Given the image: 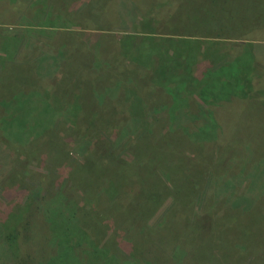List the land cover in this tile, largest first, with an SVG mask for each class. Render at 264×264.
Segmentation results:
<instances>
[{
	"label": "rangeland",
	"instance_id": "rangeland-1",
	"mask_svg": "<svg viewBox=\"0 0 264 264\" xmlns=\"http://www.w3.org/2000/svg\"><path fill=\"white\" fill-rule=\"evenodd\" d=\"M24 1L26 0H0V119L9 111L12 114V110L10 109L13 106L16 95L20 96L24 94V97L31 96V94L36 92L33 90L39 87L45 88L48 86L53 93H56L55 95H62V93L64 94L67 92L68 95L64 94L65 97L70 95V97H73L75 94H81V92L76 89L75 85H71L69 82L70 80L65 83L66 78H64L65 74L63 72L58 71L53 75H46V72L43 70L38 73L35 68V61L44 54V51L49 55H53V53L56 54L58 46L63 42L66 44L64 47L65 53L72 50V46H70L68 51H66L69 43H67L68 39L64 34L69 31L70 35L74 37L73 39L78 40V42L84 46V49L89 48L92 41L94 42L93 44H95L96 41H105L106 39L102 38L101 40L100 36L103 37V35H108V40L120 41L121 47L124 49V56L120 59V65L117 64L112 71H109L111 72L109 77L107 74H104V76H101L102 78L99 79V81H101L100 83H103L105 87H107L106 89L102 87L99 89L98 93L101 95V97H98L99 101L97 100V102L95 101L91 104V99L87 98L85 100L83 119L90 122L91 117L100 113L98 112L100 107L106 112L105 119L101 120V127L95 124L88 131L86 129L80 132L79 127L71 123L60 124L65 120V117L64 114L63 116H61L62 114H59V116L57 115L58 118H56L55 123H57L56 126L58 127V131H61V135L60 133L59 135L62 136L66 144H69L70 148L73 147V140L81 139L78 138L77 135L79 133L81 135L86 133L91 137L95 136L94 140H98L97 143L101 141L110 149L113 135L109 133L115 130V123L120 125V120L126 119L130 115V113H128V104L127 107H122L119 112L113 111V106H111L112 109H108L107 103L113 101L115 97H117L115 89L119 88V86H122V89L125 91H130L131 97L135 95V92L136 96H139L140 99L143 100L144 107L141 106L139 115L145 118V122L149 123L151 132L143 134V136L146 137L145 140L140 143H149L146 146V152L143 154L142 152L139 153V157H137L138 160L136 159L133 165H127L126 163L132 162L133 157L131 151L140 144L138 134L143 129H138L132 136L126 134L120 140L122 143L125 142V150L118 149V152H120L119 159H122V162L128 170V174L123 176L122 179H124V181L127 180L129 184L123 185L122 182L121 184L123 187H121L118 194L111 199V202L107 206L105 205L99 210L100 213L97 215L90 213L91 217L88 215L90 223L87 227L94 234L95 241L90 245L84 244L85 242L80 245L76 243L75 240L69 238H63L61 240L59 236H56L55 230L52 229L54 222L47 221V217L49 216L46 212L47 205L45 206V210L43 209V214H40L41 212L39 211L32 212L34 209H37V206H35L36 204L31 205L33 202L30 200L38 195L41 201L44 196L49 197L50 194L57 195V193H59L62 194L63 202L71 203L74 201L77 195H73V191L71 190L72 182L68 179V172L64 170L59 163L47 162L46 156L44 155L30 157L26 153H19L17 149L18 144L9 138H13L12 136H6L5 134H7V132L1 127L0 140L4 142L2 147L7 149L10 155L8 159L5 160L8 164L7 166L0 164V180L2 179L0 181V221H6L12 209H18L21 216L26 212L24 221H30L33 228L28 232L30 242L25 246V251L27 249V252L31 253V260L35 263L39 261L48 262L50 260L55 263L56 260L60 259L62 252H66L74 260L69 264H201L203 260L194 259V257H192L195 248L188 244V238L191 239L193 233L196 235V232H200L205 235L209 231L205 227H194V225L193 233L188 232V234H186L187 231L180 229L181 235L184 237L178 236V238L174 239L171 233H176V228L174 227L173 229L172 225L179 222V225L182 226L184 220L182 218L170 219V214H172L171 211L175 207L174 199L171 196L172 194L162 200L154 211L149 210L150 212L145 214L142 212V210L145 209H133L135 210V212H133V210H127L128 207L122 209L123 206L114 205L117 203V200L124 198L122 192L125 194V189L127 187L136 188V185H141L142 178L144 180L152 176V167L148 169L149 171L145 172H143L140 167H143V165L145 167L148 162L152 164L157 160L159 161L163 156L166 158L171 153L177 156H174L172 159L176 162L178 158L179 161L178 165L180 168L176 172L177 174L174 172L172 173L171 170V174H166L159 168L161 163L158 165L159 167L156 169V173L153 174L154 176H156V174L162 176L165 184H167L171 191L177 190L174 179L179 178L181 180L184 174L183 164L185 162L188 163V161H190V163H197L199 167L202 165L209 179L212 178L216 169L220 170L221 168L222 172L220 173L226 172L225 175L230 178L237 174L248 176V173L259 171L262 166L261 172L263 171L264 173V159L261 163L259 158L261 152H263L261 148L264 146V0H215L214 4L217 5L216 10L218 11L216 15L218 16V20L217 23H213L215 25H209L207 27L206 25L208 23L212 24V22H210L211 20L200 21L202 17H199L200 19H194L193 14L196 9L194 8L196 6L195 3L198 4L201 10L199 13H201L202 10L206 11L205 8L212 3L210 0H118V2L113 5L117 11L114 17L118 16L117 18L119 21L125 23L123 25L113 24L111 29H108L106 26H102V29L98 24H91L88 20H81L84 15L89 16V14L84 12L86 10V0H79L78 2H75L76 0H65L57 5L45 3L44 5H49L47 7L48 9L46 10V8H44L42 13L44 17L38 18L37 20H35L36 17H34L33 14L34 9L29 6V3L25 4ZM33 1L43 2V0ZM121 2L123 4L119 5ZM110 3L108 4L110 5ZM126 4H128V7ZM140 4L141 9H137V6ZM152 4H154L155 11L150 13L146 12L148 9H152L150 8ZM105 5L106 6L103 8L109 6L107 4ZM226 6L231 7V12H224L221 10ZM62 9L69 10L68 15L70 19L72 16H80L77 21H66V24H70L68 26L70 28H56L55 26H51L54 20L61 19ZM139 13L140 16L137 20L147 16L146 20L150 22L151 28L157 33V36L171 38L189 37L202 41L203 45L199 53L202 59H205L206 53L208 52L206 45L210 43H213L211 46L217 48V50L219 49L220 53L227 55L232 60L242 61L248 54H254V63L250 70V78H248L252 81L253 88H256L255 93H253L251 97L244 98L234 95L232 98H229L230 101L228 99L209 106L204 105L195 95L186 96V94H182L184 90H181L179 95L180 98H186L187 100H185L186 102L180 101L177 112H179L181 107H187L188 105H190L191 108H204L203 111L210 115L211 123H213L208 130L205 129L206 123H204L205 119L203 115V118H201V116L192 118L190 117L191 115L187 113V110L185 113L184 110L175 117L170 116L173 117L171 120L170 117L166 115V117L162 119L160 116H156L154 111L159 104L168 101L167 104L171 106L172 101L169 97V92L167 93V90H165L163 86L157 85V81L154 82L152 75H157L155 78L156 80L161 74H163V77L168 74H178V70L181 72V68L178 69L177 65L173 67L169 65H159L157 71L153 72L149 66L144 65L147 64V61H138V50L136 47H128L125 43L122 44L123 37H128V35L137 37V39H134L136 41L132 43H139L144 36L154 34L151 29L132 27V23L129 21L131 19L136 20V17L131 18V14L136 16ZM177 14H180V16ZM111 16L112 15H109V18L113 20ZM181 16H183L180 23L182 27L179 28L180 30L178 32H173L170 30V21H172L173 18L179 19ZM210 16L211 14H208V17ZM153 17L155 19L154 21ZM214 20L213 18L212 21L214 22ZM44 21L45 24H42L43 26H37L40 23H44ZM155 22H158L157 24L161 26L159 31L155 29ZM172 27L175 28V24L172 25ZM99 28L101 30H99ZM102 30L106 31L100 32ZM86 35L91 39L88 40ZM13 40L20 43L19 48L22 50V53L15 56H13V54H8L9 56L7 55L6 57L3 49L5 51L7 44ZM30 42L33 44H30ZM113 46H118V44H114ZM98 49L102 51L101 46ZM147 49L150 48L147 47ZM110 55L113 60H115V56L118 59V48L114 49L113 47ZM81 58L83 57L78 56L76 59ZM216 61V59L212 61H200L201 63L199 62L200 64L198 66H200L201 74L204 70L213 66L215 68L219 67L220 65H215ZM152 63L154 67L156 62L153 61ZM15 77H18L20 84L24 83V86L22 90L18 89L14 92L12 89H9V87L18 82L13 80ZM68 78H70V76ZM7 83L9 84L8 86H6ZM247 85H249V83ZM31 97V102L37 101L36 107L41 109L40 112H42L45 103L40 101V98L35 95ZM105 99L106 101H104ZM175 101L177 102L176 97ZM198 110L199 109H197V111ZM111 116H113V118ZM160 120L161 122H157ZM103 121L106 122L103 123ZM168 126L171 127L168 129ZM142 128L146 130L147 126H142ZM171 128L172 131H170ZM115 133H119V130L117 132L115 131ZM200 133L202 136H199ZM165 134L168 136L166 137ZM244 134L250 136L245 139V136L243 137ZM205 136L208 137L203 138ZM190 137H194V139L190 140ZM167 138L169 139L168 142L166 141ZM183 139L186 141H182ZM181 141L183 144L180 143ZM176 144L179 145V149L176 148ZM199 145L202 147H199ZM236 147L240 149H249V156H247V159L239 161L234 159L233 153ZM121 148H123V146ZM128 148L130 150H128ZM92 152H94V150H92ZM99 157L100 156L96 155V159ZM223 160H232L230 163L231 166L225 167L223 163L225 161ZM165 162L167 161L165 160ZM180 163L183 164L180 165ZM7 167L10 168L9 171L11 168H14L13 170L15 172H20L22 174L18 180L12 183L10 182V184L6 186L7 177L5 176L9 174L6 173V171H8L6 170L8 169ZM189 169H191V164ZM135 174L139 176L137 177ZM173 176L175 177L174 179ZM13 177H15V175L11 173L9 178L13 179ZM57 177H59V179H57ZM136 177L138 180H136ZM252 177L253 176L250 178ZM134 180L137 182H134ZM259 180L254 181V183L259 185ZM48 182L50 185L47 184ZM232 183H236L234 179L231 180V185ZM246 183H236V187L238 188L237 194L241 193L247 186ZM256 185L251 194L258 197L256 208H259L261 212L264 213V186ZM207 191L208 189L205 187L201 194L202 200ZM78 193L79 192H77V194ZM79 195L81 194L79 193ZM57 198H59V201L60 199L62 200L60 196H56L52 198L51 201L57 202ZM59 203L60 207L54 205V208H52L53 211L55 210L54 212L59 211L62 207V201ZM68 205L70 206V204ZM111 208L112 210H109ZM192 208H195V210L200 212L199 214H202L194 217V219H199L204 215L203 212L205 210L200 200H198V203L196 202ZM200 209L202 211H200ZM181 210L182 209H179V211ZM108 211L111 213L108 214ZM112 212H114V214ZM27 214H30L28 215L30 218H28ZM64 215L65 217H70L69 211H64ZM205 215L211 217L212 213L208 212ZM166 216L169 218V225L166 228H160L161 222ZM166 229H171L172 231L167 232ZM52 233H54V235ZM177 233H180L179 230ZM170 239L171 242L169 241ZM260 239V245L258 248H255V250L259 251L257 253L258 256L264 257V237ZM229 240L230 241L227 242L228 245L236 251H234V257H231V260H229L227 264H245L239 254L241 256L244 254L246 260H249L253 254L240 246L236 241ZM95 246H98L99 250L102 248L103 251H105L104 259L102 258L99 262H94L93 260V248ZM112 257H114V260L111 259ZM11 263L12 262H9V264Z\"/></svg>",
	"mask_w": 264,
	"mask_h": 264
},
{
	"label": "trees",
	"instance_id": "trees-1",
	"mask_svg": "<svg viewBox=\"0 0 264 264\" xmlns=\"http://www.w3.org/2000/svg\"><path fill=\"white\" fill-rule=\"evenodd\" d=\"M64 1L65 0H43V2H38L26 0L24 2L25 4L29 3V6L34 9L33 14L34 17H36L35 20H37L38 18L44 17L42 14L44 8L47 10L49 5H57ZM78 1L79 0H76L75 2ZM210 1L212 3H210L207 8H205L206 11L202 10L201 13H199L201 10L199 9L198 4L195 3L196 6L194 7L196 8L193 14L194 19H200L199 17H202L200 21L211 20L210 22H212V24L208 23L206 27L209 25H215L213 23H217L218 20V16L216 15L218 11L216 10L217 5L214 4L215 0ZM117 2L118 0H86V10L84 12L89 14V16L84 15L81 20H88L91 24H98L102 29V26H106L108 29H111L113 24L123 25L125 22L119 21L117 18L118 16L114 17L117 11L113 5ZM45 3H48L49 5H44ZM108 3H110V5ZM105 4L109 6L103 8L106 6ZM121 4L123 3H119V5ZM126 5L128 7V4ZM140 6L141 4L137 6V9H141ZM230 6H226L221 10L224 12H231ZM150 8L152 9H148L146 12L150 13L155 11L154 4H152ZM62 10L63 11L60 18L65 21L56 19L52 22L51 26H55L56 28H70L68 27L70 24H66V21H77L78 17L80 16H72L70 19L68 15L69 10ZM208 14H211V16L208 17ZM109 15H112L111 17L113 20L109 18ZM177 15L180 16V14ZM139 16L140 13L136 16L131 14V18L136 17V20H132L130 18L131 20L129 22L132 23V27H140L152 30L150 22L146 20L147 16L143 17V19L141 18L137 20ZM213 18L215 19L214 22L212 21ZM173 19L170 21V30L173 32H178L180 30L179 28L182 27L180 23L183 19V16H181L179 19ZM154 20L155 19L153 17V21ZM157 23L158 22H155V29H158L159 31L161 26ZM42 24H45V21L44 23H40L37 26H43ZM174 24L175 28L172 27ZM99 30L101 29L99 28ZM103 31L106 30H102L100 32ZM153 33L154 34L144 36L139 43H132L133 41H136L134 39H137V37H132L131 35H128V37H123V42H121L122 44L125 43L128 47H136L138 50V61H147V64L144 65L149 66L153 72L157 71V67L159 65H169L171 67L177 65L178 69L181 68V72L178 70V74H168L164 77L163 74H161V76H158L156 80L155 78L157 75H152L154 82L157 81V85L163 86L164 89L167 90V93L169 92V97L172 101L171 106L167 104L168 101H165L159 104V106L155 109L154 113L156 116H160L161 119L166 116L175 117L177 114L182 113L184 110L185 113L187 110V113L191 115L190 117L192 118L200 116L203 118V115L205 119L204 123H206L205 129L208 130L213 123H211L210 115L203 111L204 108H191L190 105H188V108L181 107L182 109L180 108L179 112H177L178 107L180 106H178L180 101L186 102L185 100H187L186 98H180L179 95L181 90H184V93L182 92V94H186V96L195 95V97H197L198 100L204 105L209 106L217 102L226 101L229 98H232L234 95L244 98L251 97L252 94L255 93L256 88H253L251 83L252 81L249 79L250 70L254 63V54L250 53L247 55V57L243 56L244 60L242 61L234 59L232 60L227 55L220 53L219 49L217 50V48L211 46L213 43H210L209 45H206L208 52L206 53L205 59H202L199 55L203 45L202 41L189 37H162L157 36L155 31H153ZM64 35L68 39L67 43H69L66 51H68L70 46H72V50L68 53H65V42L60 44V46L56 45L58 46V51L56 54L53 53V55H49L44 51V54L35 61V68L38 73L43 70L46 72V75H53L58 71L63 72L65 74L64 78H66L65 83L70 80L69 82L71 85H75L76 89L80 91L81 94H72L74 95L73 97H70L71 95L65 97L64 94L68 95L67 92L64 94L62 93V95H55L56 93H53V91L48 86L45 88L39 87L34 89L33 91L36 92L31 94V96L35 95L40 98V101L45 103L42 112H40L41 109L36 107L37 101L31 102V96L24 97V94H21L20 96L16 95L13 106L10 109L12 110V114L9 111L0 119V128L2 127L5 132H7L8 135L5 134L6 136L13 137L9 138L18 144L17 149L19 153H26L30 157L35 155H44L46 156L47 162L49 161L51 163H59V165H61L63 169L68 172V179H70L72 182L71 190L73 191V195H77L76 198L79 199L74 198L75 200L71 203L63 202L62 194L57 193V195L50 194L49 197L44 196V198H42L40 201V198H38V195H36L33 197V199H30L33 202L31 205L36 204L35 206H37V209H34L32 212L39 211L41 212L40 214H43V209L45 210V206L47 205L46 212L49 215L47 217V221L54 222L52 229L55 230L54 232H56V236H59L61 240L63 238H69L75 240L76 243L80 245H82L84 242V244L90 245L93 243V241H95V237L87 227V225L90 223L88 215L90 216V213L95 215L100 213L99 210L111 202V199H113V197L118 194L121 187H123L124 184H129L127 180L124 181V179H122L123 176L128 174V170L126 169L125 164L122 162V159H119L120 152H118V149L125 150V142L122 143L120 140L126 134H130V136H132V134H135L136 131L141 128L143 130H141V132L138 134L140 143L141 141L145 140L146 136H143V134L151 132V127H149V123L145 122V118L139 115V112H141V106L144 107L143 100H141L139 96H136L135 92V95L131 97L130 91H125L122 89V86H119V88L115 89V93L117 92V97H115L113 101L107 103L108 109H112L111 106H113V111L119 112V110L121 111L122 107H127L128 104V113H130V115L126 119L120 120V125L115 123V130L109 133L113 135V141L111 143L112 146H110V149H108L107 145L101 141L97 143L98 140H94L95 136L91 137L86 133H83L82 135L79 133L77 135L78 138L81 139H74L72 142L73 147L70 148V145L66 144V142L62 139V136H60L61 131H58V127L56 126V118H58L59 114H62L61 116L64 114L65 120L60 124L71 123L72 125L79 127L80 132L81 130L84 131L86 129L88 131L95 124L98 125V127H101V120L105 119L106 112H104V109L100 107V110L98 111L100 113L94 117H91L90 122L83 119L82 116H84L83 108L85 106V100L87 98L91 99V104H93L95 101L97 102V100L99 101L98 97H101V95L98 93L99 89L101 87L105 89L107 88L103 83H100L101 81H99V79L102 78L101 76H104V74H107L109 77L111 75V72L109 71H112L113 68L117 66V64L120 65V59L124 56V49L121 47V43L118 39V41L108 40V35H103V37L100 36L101 40L103 38L106 39L105 41H100V38V42L96 41L95 44H93L94 42L92 41L91 46L87 49H84V46H82L78 40L73 39L74 37L70 35L69 31ZM87 38L88 40L91 39L89 36H87ZM30 44L33 43L30 42ZM114 44H118V46H113ZM19 45L20 43L16 40L8 43L6 50L4 51L3 49L6 57L8 54H13V56L20 55L22 50H20ZM100 46L102 51H99L98 49ZM113 47L114 49L118 48L119 51L118 59L115 56V60H113L112 56L110 55ZM147 47L150 49H147ZM78 56H82L83 58L76 59ZM213 59L217 60L215 65L220 66L216 68L213 66L215 69L211 67L207 70H204L201 74L200 66H198L201 63L200 61H212ZM153 61L156 62L154 67L152 63ZM69 76L70 78H68ZM13 80L18 82L12 84L9 89H12L14 92L18 89L22 90L24 83L20 84L18 77H15ZM248 83L249 85H247ZM8 85L9 84L7 83L6 86ZM175 97L177 98V102L175 101ZM104 101H106V99ZM197 109L199 110L197 111ZM113 116L111 117L113 118ZM171 118L173 119V117H170V120ZM105 122L106 121H103V123ZM157 122H161V120ZM142 126H147L146 130H144ZM170 127L171 126H168V129ZM118 130L119 133H115V131L117 132ZM170 131H172V128ZM167 136L168 135H166V137ZM199 136H202V134L200 133ZM249 136L250 135L248 134L243 135L245 139ZM207 137L208 136H205L203 138ZM193 139L194 137H190V140ZM166 141L168 142L169 139L167 138ZM182 141L186 140L183 139ZM182 141L180 142L181 144H183ZM148 143L144 142L137 145L136 148L131 151L133 157L132 162L126 164L133 165L136 159L138 160L137 157H139V153L142 152L143 154L146 152L145 150ZM3 144L4 142H1L0 140V164L7 166L8 164L5 162V160L8 159L10 154L7 149L2 147ZM122 146L123 148H121ZM176 146V148L179 149V145L176 144ZM200 146L201 145H199V147ZM92 150H94V152H92ZM128 150L130 149L128 148ZM234 151L233 157L236 159V161L245 160L247 159V156H249L248 148L240 149L236 147ZM261 151L263 152H261L259 158L260 162L262 163L264 159V146L261 148ZM95 154L100 157L96 159ZM174 156L176 155L171 153L166 158L163 156L159 159V161L157 160L152 164L148 162L145 167L144 165L143 167H140L143 172L149 171L148 169L152 167V176L149 179L146 178L143 180L142 178L141 185H136V188L127 187L125 189V194L122 192L124 198L121 200L124 201L117 200V203L114 206L121 205L123 206L122 209L128 207L127 210L140 208L145 209L142 210L143 214H145L149 213L151 210L154 211L162 200L172 194L171 196L174 199L175 207L171 211L172 214H170V219L172 220L175 218H182L184 220V224L182 226L179 225V222H176L172 225L173 229L174 227L176 228V233H171L174 239L178 238V236H182L180 229L187 231L186 234H188V232L193 233L194 227L198 226L203 228L205 227L209 231L205 235L200 232H196V235L194 233V235L192 234L191 239L188 238V244L194 246L195 248L192 256L194 259L197 258L199 260H203V262L201 261V264H227V262L231 260V257H234V251H236L233 250L227 243L230 241L229 239H231L232 241H236L238 244H240V246L249 250L253 254L249 260L245 259L244 254L243 256L239 254L240 258L243 260V263L264 264V257L258 256L257 253L259 251L255 250V248H258L260 245V238L264 237V213H262L259 208H256L258 197L251 194V192L253 193V189L256 185L254 181L260 179L258 184L264 186V183H262L264 182V173L263 171L261 172L263 166L259 171L248 173V176L237 174L231 178L225 175L226 172L220 173L222 172V168L220 170L216 169V172L212 178L209 179L208 175L206 176V171L204 170L205 168H202V165L199 167L197 163H190V161H188V163H184L183 161L184 164L180 163V165L183 164L184 174L182 175L181 180L179 178L174 179L175 177L173 176L175 184L177 185V190L171 191L167 184H165L162 176H159L158 174L154 176L153 174L156 173V169L159 167L158 165H160V163L161 165L159 168H161L166 174H171L170 170L172 173H176L180 167L178 165V158L176 159V162L172 159ZM165 160L167 162H165ZM231 162L232 160H226L223 163L225 167H230ZM190 164L191 169H189ZM9 169L10 168L6 169L8 170L6 173H9L7 176H5L7 177L6 186L9 185L10 182L12 183L15 180H18L22 174L20 172H15L13 170L14 168H11L10 171ZM11 173H14L15 175L13 179L9 178ZM135 175L137 177L139 176L137 174ZM251 176L253 177L250 178ZM137 177L136 180H138ZM57 179H59V177H57ZM232 179H234V182L237 184L247 182V186L242 190L241 193H236L238 188L236 187V183H232L231 185ZM122 182L123 185L121 184ZM134 182L137 181L134 180ZM47 184L50 185L49 182ZM205 187L208 189V191L205 193L204 199L202 200L201 194L203 193ZM77 192H79L81 195H79V193L77 194ZM56 196H60L62 200L60 199L59 201V198H57V202L51 201L52 198ZM198 200H200V203H203V208L205 211L203 212L204 215L202 217L199 219H194V217L202 215L199 214L200 212L198 210L192 208L196 202L198 203ZM61 201V211L59 210L54 212L55 210L53 211L52 208H54V205H58L60 207L59 202ZM29 202L28 204L30 205ZM68 204H70V206ZM179 209L182 210L179 211ZM63 210L69 211L70 217L66 216L69 218L65 217ZM109 210H112V208ZM200 211L202 210L200 209ZM133 212H135V210H133ZM208 212L212 213L211 217L205 215ZM110 213L111 212L108 211V214ZM112 213L114 214V212ZM28 215L30 214H27V216ZM25 216L26 212L21 216L18 209H12L7 220L4 222L0 221V264H9V262H12L11 264H69L70 262L72 263L74 261L68 253L62 252V255H64H60V259L56 260L55 263L52 260L48 262H33L31 260V253L27 252V249L25 251V246L30 242L28 232L32 230L33 226L31 225L30 221H24ZM28 218H30V216H28ZM168 221L169 218L166 216L161 222L160 228H166L169 225ZM178 230L180 233H177ZM166 231L171 232L172 230L166 229ZM52 234L54 235V233ZM169 241L171 242V239ZM93 249L94 262H99L102 260V258L104 259L105 251H103L102 248L99 250L98 246H95ZM111 259L114 260V257Z\"/></svg>",
	"mask_w": 264,
	"mask_h": 264
}]
</instances>
